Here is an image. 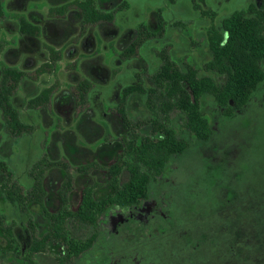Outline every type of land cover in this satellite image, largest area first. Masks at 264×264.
I'll use <instances>...</instances> for the list:
<instances>
[{
    "label": "rangeland",
    "instance_id": "obj_1",
    "mask_svg": "<svg viewBox=\"0 0 264 264\" xmlns=\"http://www.w3.org/2000/svg\"><path fill=\"white\" fill-rule=\"evenodd\" d=\"M105 1L113 6L123 2L126 5L116 13L112 24L83 29L75 0H3L0 76L5 65L30 74L21 82L13 100L22 120L34 125L35 130L11 136L0 110V160L26 189L34 183L29 170L42 157L70 163V174L78 189L87 182L79 175L78 165L94 159L102 164L112 161L115 145L106 139L122 129L115 110L121 91L135 82L151 84V76L161 62L159 50L166 47L180 64L194 65L201 75L223 82L224 77L204 67L211 59L209 33L221 25L224 17L246 9L251 0ZM52 7L63 8V12L51 11ZM158 10L165 20L163 35L146 42L134 58L122 60L119 53L133 40L139 25L157 27ZM21 18L39 25L40 34L23 35ZM51 49L60 55L55 69L35 77V69L50 60ZM83 78L93 80L95 86L86 108L79 112L73 87ZM49 85L56 86L50 106L30 109L28 100ZM202 108L214 127V136L200 141L185 133L184 119L174 114L173 122L190 140V148L170 159L163 178L153 184L144 204L112 210L100 227L94 248L75 264H171L168 249L163 251L161 245L168 239L175 241L169 233L181 229L188 234L192 229L218 224L222 219L218 215L220 207L225 200L230 204L233 192L242 200L257 203L264 215V81L246 107L232 116L224 115L211 96L203 99ZM126 109L134 119L152 115L143 94L132 95ZM45 176L48 206L57 210V192L66 180L65 170L53 166ZM97 177L104 179L105 175ZM4 180L5 174L0 170V184ZM79 200L77 191L72 195L73 207ZM0 212L6 215V225L11 227L0 230V264L19 262L28 253L25 250L20 254L18 249L30 234L29 220L33 219L42 232L47 222L39 206L33 205L28 214L2 196ZM250 215L253 212H246L243 218L247 225ZM57 252V247H52L30 258L35 264H57Z\"/></svg>",
    "mask_w": 264,
    "mask_h": 264
},
{
    "label": "trees",
    "instance_id": "obj_2",
    "mask_svg": "<svg viewBox=\"0 0 264 264\" xmlns=\"http://www.w3.org/2000/svg\"><path fill=\"white\" fill-rule=\"evenodd\" d=\"M75 4L83 29L112 24L116 13L126 5L123 2L113 6L105 0H75ZM54 10L63 12L59 7H52L51 11ZM161 12L158 10L156 28L145 23L137 27L133 40L119 53L122 60L134 58L146 42L163 35L165 20ZM3 15L4 5L0 0V17ZM20 32L38 36L41 28L21 18ZM208 44L211 59L204 67L225 80L218 82L210 75H201L194 65L180 64L166 47L159 50L161 62L151 76V84L145 86L135 82L121 91V100L115 110L122 129L111 135V139H106L115 145L112 161L102 164L94 159L76 167L79 175L87 179L82 188L78 189L74 184L71 165L66 161H51L46 157L36 161L29 170L34 183L26 189L14 179L9 166L0 160V170L5 174V180L0 184V196L28 214L33 205L39 206L47 222L42 232L33 219L29 220L30 234L18 249L20 254L25 250L28 253L21 256L19 262L7 264H35L30 257L52 247L58 249L57 264H75L78 258L94 248L101 234L100 227L112 210L137 208L149 199L151 187L163 178L170 159L190 148L186 132L200 141H208L214 136V127L202 108L205 97H213L226 116L246 107L264 81V0H253L246 9L224 17L219 27L211 29ZM51 54L50 60L35 69V77L53 72L60 55L54 49ZM29 75L16 66L1 68L0 110L5 129L13 137L35 130L34 125L22 120L13 100L21 82ZM94 86L89 78L74 85L73 97L79 112L89 103ZM55 91V85L44 87L28 100L27 106L30 109L49 107ZM134 94L145 95L147 107L152 112L150 118L134 119L128 114L127 102ZM174 114L184 119V135L173 122ZM53 166L62 167L66 175L57 192L60 200L57 210L49 208V192L45 186V172ZM103 174L104 179L97 177ZM125 174L126 179L123 178ZM77 191L80 200L73 207L71 199ZM238 196L233 192L230 204L226 200L223 202L218 212L222 219L218 224L198 227L188 234L181 229L170 230V238L174 235L175 241L168 239L161 245L163 251L168 249L171 264H264V215L257 203L252 204ZM246 212H253L248 225L243 220ZM6 223V215L0 212V230L11 229Z\"/></svg>",
    "mask_w": 264,
    "mask_h": 264
},
{
    "label": "flooded vegetation",
    "instance_id": "obj_3",
    "mask_svg": "<svg viewBox=\"0 0 264 264\" xmlns=\"http://www.w3.org/2000/svg\"><path fill=\"white\" fill-rule=\"evenodd\" d=\"M253 0H251L250 2H252Z\"/></svg>",
    "mask_w": 264,
    "mask_h": 264
}]
</instances>
